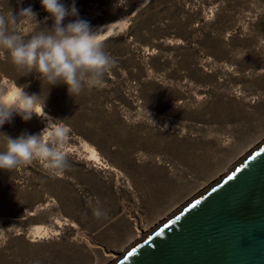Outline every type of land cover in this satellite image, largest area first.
Here are the masks:
<instances>
[{"label": "rangeland", "instance_id": "rangeland-1", "mask_svg": "<svg viewBox=\"0 0 264 264\" xmlns=\"http://www.w3.org/2000/svg\"><path fill=\"white\" fill-rule=\"evenodd\" d=\"M144 1L75 0L93 29L127 20L101 40L116 61L103 86L76 97L0 52V94L46 98V116L69 129L70 165L0 170V264H113L264 143V0ZM29 6L40 26L22 19L25 37L52 26L40 0H0L7 16ZM46 124L14 115L0 132Z\"/></svg>", "mask_w": 264, "mask_h": 264}, {"label": "clouds", "instance_id": "clouds-1", "mask_svg": "<svg viewBox=\"0 0 264 264\" xmlns=\"http://www.w3.org/2000/svg\"><path fill=\"white\" fill-rule=\"evenodd\" d=\"M130 2L115 0L113 8L127 10ZM40 4L49 14L46 20L51 18L53 23L51 28L43 27L29 37L13 26L25 18L40 26L31 6L21 8L18 15L0 14V52L7 53L21 76L35 73L47 87L65 84L72 97L80 95L85 88L102 87L106 74L116 63L100 40L102 31L93 29L88 21L79 18L75 0L71 5H65L62 0H40ZM70 17L75 19L64 24ZM45 99L41 101V95L28 94L24 87H19L12 99H4L0 94V128L11 123L14 115L23 121L31 120L34 115L47 120L39 134L24 132L12 138L0 132L4 140V148L0 150V170L13 172L34 160L42 161L52 175H59L70 167L64 150L69 129L57 123L62 120L46 116ZM102 214L100 209L94 211L98 218Z\"/></svg>", "mask_w": 264, "mask_h": 264}, {"label": "water", "instance_id": "water-1", "mask_svg": "<svg viewBox=\"0 0 264 264\" xmlns=\"http://www.w3.org/2000/svg\"><path fill=\"white\" fill-rule=\"evenodd\" d=\"M113 264H264V143Z\"/></svg>", "mask_w": 264, "mask_h": 264}, {"label": "bare ground", "instance_id": "bare-ground-1", "mask_svg": "<svg viewBox=\"0 0 264 264\" xmlns=\"http://www.w3.org/2000/svg\"><path fill=\"white\" fill-rule=\"evenodd\" d=\"M148 3H149V0H145V1L142 3V7H144V6L147 5ZM132 16H134V14H133ZM126 24H127V20H124V22L121 23V25L118 26V27H115V26L110 27V28H108V29L106 30V32H103L102 30H100V31H102V34H101V36H100V40H103L104 37L106 38V37H108V36L113 35L114 33L117 34V33H118V29H121V26H124V25H126ZM13 91H14V90H13ZM16 93H17V92H15V91H14V92L11 91V93L7 94V95L4 96L3 98H4V99H12V98H14V96H15ZM92 154H93V156H95V157L97 158V154H96L93 150H92ZM38 234H40V232H38ZM145 236H146V235L144 234V236H143L141 239H143Z\"/></svg>", "mask_w": 264, "mask_h": 264}, {"label": "snow or ice", "instance_id": "snow-or-ice-1", "mask_svg": "<svg viewBox=\"0 0 264 264\" xmlns=\"http://www.w3.org/2000/svg\"><path fill=\"white\" fill-rule=\"evenodd\" d=\"M37 110L39 111V109H37ZM231 179H232V177H229V180H231ZM197 203H199V201ZM129 255H131V253H129Z\"/></svg>", "mask_w": 264, "mask_h": 264}]
</instances>
